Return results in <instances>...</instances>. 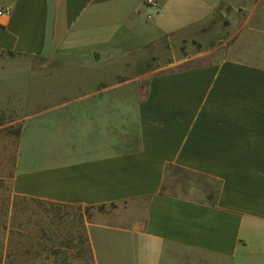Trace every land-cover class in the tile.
<instances>
[{
	"label": "crops",
	"instance_id": "obj_1",
	"mask_svg": "<svg viewBox=\"0 0 264 264\" xmlns=\"http://www.w3.org/2000/svg\"><path fill=\"white\" fill-rule=\"evenodd\" d=\"M148 1L0 0V107L27 113L13 194L85 213L60 225L71 264H264L263 0H218L249 12L228 55L162 73L143 70L222 7ZM92 31V65L14 92L5 65H39Z\"/></svg>",
	"mask_w": 264,
	"mask_h": 264
},
{
	"label": "rangeland",
	"instance_id": "obj_2",
	"mask_svg": "<svg viewBox=\"0 0 264 264\" xmlns=\"http://www.w3.org/2000/svg\"><path fill=\"white\" fill-rule=\"evenodd\" d=\"M210 2L217 7H222L216 17L206 23L204 28L193 30L191 34L196 37L193 36L187 42L172 49L167 48V52L160 55L158 59L159 62L163 61L164 65H146L147 69L143 71L162 73L208 65L228 55L231 28L234 26L235 29L237 25V30H239L249 12L245 11L246 9L232 12L228 4H225L226 1L225 5L218 0ZM233 5H248L249 7L252 3H249V0H234ZM262 6H264V0L259 10ZM81 36L79 45L74 50L63 48L53 58L45 59L39 65H5L8 71H12L15 83H20V85L15 84L14 92L36 95L38 78H64L65 73H73L75 65L84 68L92 65L90 52L96 42L102 41L101 35L97 31H92L82 33ZM188 57L190 61L183 62V59ZM7 58L15 62L26 61L15 55H9ZM171 61L174 63L177 61L179 64L169 65ZM141 92L144 96V85ZM25 110L21 103L8 109L0 107V199L9 195L16 196L13 194L11 181L16 171L22 120L27 114ZM17 202V206L10 205L7 216L1 214L3 208L0 204V218L6 221L7 225L5 232L0 227V264H71L61 260L65 259L68 253V248L64 249L62 244L68 242L67 239L64 241L62 239L64 235L62 228L64 227L60 225L81 222L85 213L51 203L37 204L28 201L20 204L18 199L16 204Z\"/></svg>",
	"mask_w": 264,
	"mask_h": 264
},
{
	"label": "trees",
	"instance_id": "obj_3",
	"mask_svg": "<svg viewBox=\"0 0 264 264\" xmlns=\"http://www.w3.org/2000/svg\"><path fill=\"white\" fill-rule=\"evenodd\" d=\"M17 199L20 200V204L28 202V201H31V202L37 203V204L45 203V202H41V201H37V200L27 199L24 197L17 198V196L12 197L9 195L8 197H3L0 199V204H1V207L3 208V212H1V214L7 216L8 210L11 207L10 205L11 204H14L16 206L18 205V202L16 204ZM0 227H1V230L4 232L7 230L6 221H4L1 218H0Z\"/></svg>",
	"mask_w": 264,
	"mask_h": 264
},
{
	"label": "water",
	"instance_id": "obj_4",
	"mask_svg": "<svg viewBox=\"0 0 264 264\" xmlns=\"http://www.w3.org/2000/svg\"><path fill=\"white\" fill-rule=\"evenodd\" d=\"M93 58L96 63H100L107 59V53L103 51H94L93 52Z\"/></svg>",
	"mask_w": 264,
	"mask_h": 264
},
{
	"label": "built area",
	"instance_id": "obj_5",
	"mask_svg": "<svg viewBox=\"0 0 264 264\" xmlns=\"http://www.w3.org/2000/svg\"><path fill=\"white\" fill-rule=\"evenodd\" d=\"M149 5L152 6V7H156V2L154 0H149L148 1ZM9 9H0V16L3 15V14H9Z\"/></svg>",
	"mask_w": 264,
	"mask_h": 264
}]
</instances>
